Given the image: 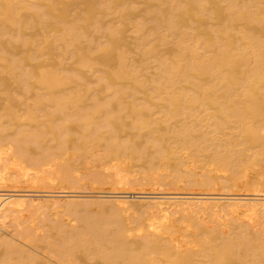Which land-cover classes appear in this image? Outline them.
Segmentation results:
<instances>
[{
	"label": "bare ground",
	"instance_id": "1",
	"mask_svg": "<svg viewBox=\"0 0 264 264\" xmlns=\"http://www.w3.org/2000/svg\"><path fill=\"white\" fill-rule=\"evenodd\" d=\"M259 163L264 0H0V264H264Z\"/></svg>",
	"mask_w": 264,
	"mask_h": 264
},
{
	"label": "rangeland",
	"instance_id": "2",
	"mask_svg": "<svg viewBox=\"0 0 264 264\" xmlns=\"http://www.w3.org/2000/svg\"><path fill=\"white\" fill-rule=\"evenodd\" d=\"M97 148H95V146L92 148V150L91 151H94V150H96ZM101 151V148H98L97 150H96V152L97 153H99ZM256 168H258V169H261V170H263L264 169V166L262 165V164H258V165H256L255 166ZM80 170H83V169H80ZM138 170H142L143 171V168H140V169H138ZM89 180L88 179H86V178H83V180H81L80 181V184H79V186L81 187V189H83V190H89V191H93V190H96V186L94 185V184H92V183H89L88 182ZM252 182H255V180H253ZM58 184H56V186L58 187H62V182H57ZM252 185V184H251ZM144 186H147V184H144ZM62 189V188H61ZM264 190V189H263ZM93 206H96V205H93ZM45 208H42V210H44ZM45 211H47V215H49V217L51 218V219H60L61 221H62V219H68V218H71V216H69V215H65V214H62V205L61 206H57V207H55V208H51V209H45ZM42 212V211H41ZM44 215H39V217H37V218H30L29 220H28V222L29 223H32V224H35V223H41V218L43 217ZM131 220H134V221H136V219H131Z\"/></svg>",
	"mask_w": 264,
	"mask_h": 264
}]
</instances>
